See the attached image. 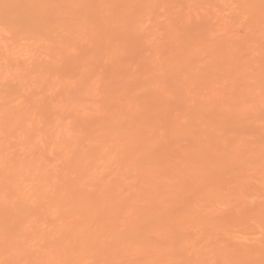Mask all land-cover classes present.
Here are the masks:
<instances>
[{
	"label": "bare ground",
	"instance_id": "6f19581e",
	"mask_svg": "<svg viewBox=\"0 0 264 264\" xmlns=\"http://www.w3.org/2000/svg\"><path fill=\"white\" fill-rule=\"evenodd\" d=\"M0 264H264V0H0Z\"/></svg>",
	"mask_w": 264,
	"mask_h": 264
}]
</instances>
